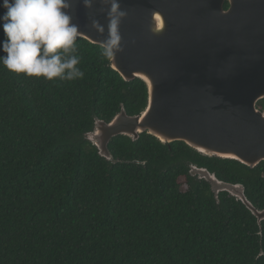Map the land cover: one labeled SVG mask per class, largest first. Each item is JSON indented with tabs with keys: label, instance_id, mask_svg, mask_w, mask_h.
I'll return each instance as SVG.
<instances>
[{
	"label": "trees",
	"instance_id": "1",
	"mask_svg": "<svg viewBox=\"0 0 264 264\" xmlns=\"http://www.w3.org/2000/svg\"><path fill=\"white\" fill-rule=\"evenodd\" d=\"M76 44L80 79L0 66V264H264V223L260 234L239 201L215 198L187 166L242 185L260 210L264 162L250 169L147 133L111 139L116 163L99 157L86 138L94 121L108 123L122 107L139 115L147 90L124 82L102 47Z\"/></svg>",
	"mask_w": 264,
	"mask_h": 264
},
{
	"label": "water",
	"instance_id": "2",
	"mask_svg": "<svg viewBox=\"0 0 264 264\" xmlns=\"http://www.w3.org/2000/svg\"><path fill=\"white\" fill-rule=\"evenodd\" d=\"M227 3V8L224 4ZM126 12L119 26L120 51L109 63L124 82L138 79L147 90L145 109L128 116L122 107L106 123L95 120L87 140L99 157L116 163L108 145L147 133L161 144L182 142L198 154L232 160L250 169L264 162V0H120ZM103 12L100 11L101 8ZM107 6L72 0V23L80 35L103 48ZM97 19L105 27H91ZM189 175L239 201L264 220L240 184L219 181L188 163ZM261 234V231H260Z\"/></svg>",
	"mask_w": 264,
	"mask_h": 264
},
{
	"label": "clouds",
	"instance_id": "3",
	"mask_svg": "<svg viewBox=\"0 0 264 264\" xmlns=\"http://www.w3.org/2000/svg\"><path fill=\"white\" fill-rule=\"evenodd\" d=\"M83 7L91 9L97 0H82ZM107 6L108 35L102 41L101 55L111 58L120 51L119 26L126 12L120 0H98ZM72 0H2L0 8V30L4 39L0 41V66L7 72L25 78H43L72 81L83 78L78 67L77 38L79 26L72 23L70 9ZM103 7L100 9L103 12ZM90 27L98 34L105 27L92 19Z\"/></svg>",
	"mask_w": 264,
	"mask_h": 264
},
{
	"label": "flooded vegetation",
	"instance_id": "4",
	"mask_svg": "<svg viewBox=\"0 0 264 264\" xmlns=\"http://www.w3.org/2000/svg\"><path fill=\"white\" fill-rule=\"evenodd\" d=\"M261 101V100H260ZM258 104V103H257ZM257 104H256V107H257ZM258 108V107H257ZM259 109V108H258ZM260 110V109H259ZM261 111V110H260ZM262 112H264V111H262ZM257 211H259V212H262V211H264V208H262V209H260V210H257ZM264 223V220H262L261 222H260V224L258 225V223H257V225H258V227H259V231H261V223Z\"/></svg>",
	"mask_w": 264,
	"mask_h": 264
}]
</instances>
